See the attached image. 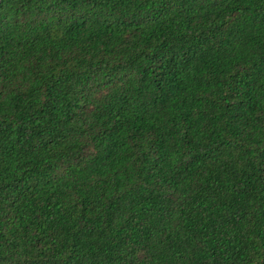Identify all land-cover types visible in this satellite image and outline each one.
Here are the masks:
<instances>
[{
	"label": "trees",
	"instance_id": "obj_1",
	"mask_svg": "<svg viewBox=\"0 0 264 264\" xmlns=\"http://www.w3.org/2000/svg\"><path fill=\"white\" fill-rule=\"evenodd\" d=\"M0 264H264V0H0Z\"/></svg>",
	"mask_w": 264,
	"mask_h": 264
}]
</instances>
